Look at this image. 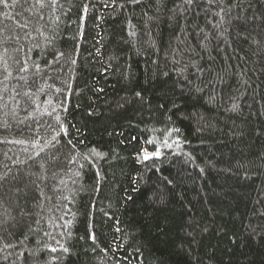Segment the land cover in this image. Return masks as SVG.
<instances>
[{
	"label": "trees",
	"instance_id": "trees-1",
	"mask_svg": "<svg viewBox=\"0 0 264 264\" xmlns=\"http://www.w3.org/2000/svg\"><path fill=\"white\" fill-rule=\"evenodd\" d=\"M0 264H264V0H0Z\"/></svg>",
	"mask_w": 264,
	"mask_h": 264
},
{
	"label": "snow or ice",
	"instance_id": "snow-or-ice-1",
	"mask_svg": "<svg viewBox=\"0 0 264 264\" xmlns=\"http://www.w3.org/2000/svg\"><path fill=\"white\" fill-rule=\"evenodd\" d=\"M145 158H147V157H145Z\"/></svg>",
	"mask_w": 264,
	"mask_h": 264
}]
</instances>
